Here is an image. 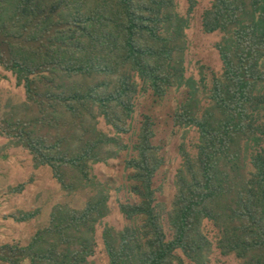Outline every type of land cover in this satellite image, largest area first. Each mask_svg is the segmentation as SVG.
Returning a JSON list of instances; mask_svg holds the SVG:
<instances>
[{
    "label": "trees",
    "instance_id": "1",
    "mask_svg": "<svg viewBox=\"0 0 264 264\" xmlns=\"http://www.w3.org/2000/svg\"><path fill=\"white\" fill-rule=\"evenodd\" d=\"M173 1L0 0V68L25 95L0 110V137L24 148L35 166L49 167L70 190L68 172L92 183V165L127 149L96 129V110L117 134L125 133L123 115L132 110L136 79L158 100L185 89L173 123L194 127L198 143L194 156L180 151L183 169L167 215L171 238L153 205L152 180L162 160L146 118L132 147L135 156L126 161L139 201L120 207L140 226L103 230L109 263L182 264L179 252L201 264L209 251L199 233L206 219L218 231L221 255L264 264V0H212L202 13V32L221 35L216 50L222 73L208 89L204 80L199 86L184 77L187 20ZM71 79L84 88L67 85ZM106 198L99 192L81 211L56 207L27 246H1L0 262L89 264Z\"/></svg>",
    "mask_w": 264,
    "mask_h": 264
},
{
    "label": "rangeland",
    "instance_id": "2",
    "mask_svg": "<svg viewBox=\"0 0 264 264\" xmlns=\"http://www.w3.org/2000/svg\"><path fill=\"white\" fill-rule=\"evenodd\" d=\"M191 2L192 0L173 1L175 12L187 20L182 37L185 49L184 77L192 78L199 86V82L204 80L208 89L213 76L219 77L222 73V64L216 50L221 35L204 34L201 29L202 13L210 7L212 0H194L195 4L189 11ZM162 31L166 32L164 28ZM76 81L71 79L67 85L74 88L79 82ZM135 82L137 91L131 97L132 110L127 117L126 112L123 115L122 128L125 133L117 134L113 128L106 125L103 118L99 117L100 112L95 111L96 129L109 137L118 138L127 149L122 150L116 159L92 165L88 175L92 183L80 182L79 174L72 171L68 172L69 177L65 181L69 182L71 189H64L49 167L35 166L31 155L24 148L0 137V247L27 246L38 230L49 225L51 214L56 207L81 211L91 198L104 191L107 197V215L95 225L93 256L88 259V263L110 264L102 240L103 230L112 228L118 232L125 228L140 226V219L127 220L120 212V207L125 204L134 205L139 201L132 191L135 183L131 180L132 171L127 170L126 161L135 156L132 147L137 142L140 128L146 118L153 124L152 143L158 149L157 156L159 155L162 160L152 180L153 205L160 214V223L167 240L171 238L167 215L176 191V173L183 169L180 151L194 156L198 134L192 126L181 127L173 123V116L184 100L185 89L169 90L163 100H158L151 92L144 91L143 87L146 88V85L141 80L136 79ZM81 87L84 88V84L75 87V90ZM24 100V90L16 84L15 77L0 68V110L7 104L15 105ZM199 101L202 108L206 106V101L204 102L201 96ZM30 213H33V216L29 220L17 221ZM199 233L209 246V251L201 264H239L233 253L221 255L217 248L218 231L206 219L201 222ZM175 254L181 258L182 264H198L190 262L179 252ZM21 264L30 262L25 259ZM174 264L177 262L174 261Z\"/></svg>",
    "mask_w": 264,
    "mask_h": 264
}]
</instances>
